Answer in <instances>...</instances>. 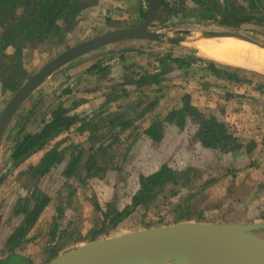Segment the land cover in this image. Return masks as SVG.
<instances>
[{
	"label": "rangeland",
	"instance_id": "obj_1",
	"mask_svg": "<svg viewBox=\"0 0 264 264\" xmlns=\"http://www.w3.org/2000/svg\"><path fill=\"white\" fill-rule=\"evenodd\" d=\"M167 1L178 12L165 25H154L167 37L190 40L198 33L230 31L264 46V0H207L210 14L194 0ZM80 2L94 4L85 8V16L81 13L73 23H60L62 40L58 36L42 44L27 40L20 57L15 54V45L5 50L4 63L9 70H0V113L17 88L50 59L79 42L142 23L148 7V0ZM248 17L255 20L248 22ZM223 19L229 23L220 24ZM168 57L180 62L173 63ZM11 58L18 65L13 66ZM204 64L215 63L200 56L189 42L130 40L102 47L69 63L38 88L11 121L7 137L11 133L15 136L20 129L19 115L25 110L23 114L28 117L26 111L32 107L34 112L25 125L26 133L40 129L59 106L79 119H89L91 129L99 130L93 138L90 131H81L76 125L55 139L48 147L58 146L63 162L38 182L26 171L39 161L46 148L7 173L12 164L11 142L4 140L0 149V258L6 255L3 247L21 219L14 211L18 205L29 202L35 189L38 193L46 192L52 202L30 242L20 252L32 264H49L98 239L180 222L264 224V215L256 216L261 211L248 209L264 198V186L250 188L248 183L246 189L249 180L255 181L264 148L262 152L255 151V141L240 130H233L231 121H225L228 113L239 108L245 122L261 121L255 114L258 115L257 109L264 108V76L238 69H217L221 68L218 63L203 69ZM95 65L105 71L89 70ZM12 72L16 73L17 88L4 91L3 81ZM145 73L156 76L159 83L122 84L137 81ZM115 97L119 99L112 102ZM185 105L195 109L196 114L195 118L188 117L184 130L164 122L160 141L144 134L147 127ZM111 113L123 115L115 124L125 125H117L113 130L109 123ZM200 122L227 125L232 138L224 150L203 147L198 138ZM92 154L101 170L94 169L92 176H88ZM76 156L81 157L77 178L66 179L62 173ZM161 163L179 175L177 183L167 185L156 199L137 206L116 228H108L106 234L93 239L94 233L109 223L107 220L104 224V213L131 206L139 189V176L151 173ZM261 204L260 209L264 208ZM254 233L264 238V229Z\"/></svg>",
	"mask_w": 264,
	"mask_h": 264
},
{
	"label": "trees",
	"instance_id": "obj_2",
	"mask_svg": "<svg viewBox=\"0 0 264 264\" xmlns=\"http://www.w3.org/2000/svg\"><path fill=\"white\" fill-rule=\"evenodd\" d=\"M194 1L205 13L210 14V9L206 5L207 0ZM93 4L94 3H89L88 5H84L80 0H0V54L3 55L6 49L15 45L13 46L15 47V54L20 57L21 50L27 44V42H25L27 40L30 42L36 41V43L40 44L45 43L46 40L54 36H58V38L62 40L64 32L60 28V23H73L78 16L84 12L85 8ZM177 12L175 6L171 5L167 0H163L158 24L160 26L165 25L168 19ZM143 16L146 18V13H144ZM210 18L212 19V15ZM245 20L250 22L255 20V18L248 17ZM235 21H239V19H235ZM219 22L223 25L229 23V21L225 19L219 20ZM3 58H6V56ZM168 60L173 63L180 62L179 59H172L170 57H168ZM13 64L18 65L17 62ZM212 66L213 64H209V68H212ZM89 70H98L102 73L105 71L104 68L100 69L98 65L92 66ZM216 72L221 73L219 71ZM149 79H151L152 82L151 80L148 81ZM134 83L138 86L149 83L158 84L159 80H157L156 76L145 73L140 76L137 81H126L122 84ZM15 85L13 72L10 74L9 82L5 84V89L14 91L17 88ZM118 99V97H115L112 98L111 101L114 102ZM26 112L28 113V117L23 113L18 117L20 120V129L18 132H16L15 136L11 135V133L6 139L7 142L12 143V158L15 161L28 154L41 151L60 135L69 131L76 125H79L78 129L81 131H90L93 138L97 137L96 134L99 129L97 127L91 129V121L89 119H79L77 116L70 115V111L62 106L54 110L50 114L48 120L43 121V125L40 129L33 133H26L24 131L25 125L33 114L34 107ZM195 114V109H192L189 105H185L179 110L171 111L164 120L147 127L144 130V134L153 141H160L163 139L162 130L164 122L174 123L179 130H184L188 117L195 118ZM109 117H111L109 123L113 130L120 125V127L125 125L124 123H119V125L115 124L116 119L118 117L122 118L123 115L111 113ZM199 127L200 131L198 133V138L204 148L224 150L232 138L226 130L227 125L223 123L200 122ZM238 148L239 146L234 149L236 150ZM80 161L81 157L76 156L68 163L62 173L66 179H71L73 177L77 178ZM62 162V151L59 150L58 146H55L42 156L37 166L30 168V172L38 182L51 174L53 169ZM94 169L101 170L98 163L95 161L94 154H92L90 155L87 165V170L89 171L88 176H92L91 173ZM178 177L179 175L166 163H161L149 174L140 175L139 189L133 197L131 206L121 211L111 210L105 212L103 215L104 224L107 220L109 223L107 226H103L98 232L96 231L93 235V239H95L97 235L106 234L108 228H116L125 218L130 216L137 206L147 203L152 199H156L167 185L177 183ZM37 191L39 190L36 189L35 192L32 193L27 204L17 209V214L23 215V221L11 233L5 243V247L9 250H12L23 240L50 201V196L47 195L46 192L40 191V193H38Z\"/></svg>",
	"mask_w": 264,
	"mask_h": 264
},
{
	"label": "water",
	"instance_id": "obj_3",
	"mask_svg": "<svg viewBox=\"0 0 264 264\" xmlns=\"http://www.w3.org/2000/svg\"><path fill=\"white\" fill-rule=\"evenodd\" d=\"M162 3L163 0H148L146 18L142 23L79 42L50 59L30 76L0 113V147L11 121L24 103L69 63L102 47L130 40L171 44L189 42L186 37H167L162 29L154 27L158 23ZM203 33L209 38H238L264 48L255 40L236 32ZM259 229H264V224L186 221L88 242L49 264H264V238L254 233Z\"/></svg>",
	"mask_w": 264,
	"mask_h": 264
},
{
	"label": "bare ground",
	"instance_id": "obj_4",
	"mask_svg": "<svg viewBox=\"0 0 264 264\" xmlns=\"http://www.w3.org/2000/svg\"><path fill=\"white\" fill-rule=\"evenodd\" d=\"M189 43L206 59L264 75V49L255 44L238 38H209L203 33L192 37Z\"/></svg>",
	"mask_w": 264,
	"mask_h": 264
},
{
	"label": "crops",
	"instance_id": "obj_5",
	"mask_svg": "<svg viewBox=\"0 0 264 264\" xmlns=\"http://www.w3.org/2000/svg\"><path fill=\"white\" fill-rule=\"evenodd\" d=\"M84 12L86 13L87 11L84 10ZM83 17H81L80 20H82ZM211 62L217 64V62H214V61H211ZM215 64H213V65H215ZM217 65H221V68L216 67L217 69H235V71L238 69V71H241V72L257 73V72H254V71H251V70H248L245 68H241V67L224 65V64H220V63H218ZM203 66H204L203 69L205 67H209L208 64L207 65L204 64ZM257 74L264 76L263 74H260V73H257ZM257 113H258V115L255 114V117H258V118L260 117V120H261L260 122H255V123L245 122V117H243V112L240 108L237 109V111L234 110V112L228 113L227 117L225 118V121H228V122L231 121L232 125H233V127H232L233 130H237V131L240 130V133L242 135H248L247 138H251L252 140H254L255 141L254 144L256 146L255 151L262 152V149L264 148V122H262L264 119V108L257 109ZM251 118L253 119V117H251ZM261 160H262L261 164L258 167L259 169L257 170V173H255V181L252 182V180H249L247 182L246 189H248V183L250 184V188L255 187V185L257 187L258 184H260L261 186H264V157ZM260 201H261V203H264L263 202L264 198L260 199ZM260 201L253 202V204L248 208L249 212L254 211V210L258 211V212L261 211L256 216L264 215V208L260 209V207L262 205L260 203ZM262 212H263V214H262ZM242 222H245V221H238V224H245Z\"/></svg>",
	"mask_w": 264,
	"mask_h": 264
},
{
	"label": "flooded vegetation",
	"instance_id": "obj_6",
	"mask_svg": "<svg viewBox=\"0 0 264 264\" xmlns=\"http://www.w3.org/2000/svg\"><path fill=\"white\" fill-rule=\"evenodd\" d=\"M4 56H6V53L4 52V54L3 55H1L0 54V70H2V71H8L9 70V68H8V66L7 65H5V60H6V58H7V56H6V58H3ZM13 63L15 62V61H12ZM13 66H16L15 64H13ZM5 68V69H4ZM19 72V71H18ZM13 73V72H12ZM11 73V74H12ZM9 77H10V74L8 75V77H7V79L6 80H4L3 81V89H4V91H9V90H7V89H5V84L6 83H8L9 82ZM15 77H16V74H15V72H14V79H15ZM19 88V87H18ZM17 88V89H18ZM22 108V107H21ZM21 110V109H20ZM19 110V111H20ZM19 113V112H18ZM17 113V114H18ZM11 124V123H10ZM9 127H10V125H9ZM9 129V128H8ZM8 129H7V131H8ZM6 134H7V132H6ZM6 134H5V136H4V139H3V142H4V140L6 141V143L7 144H10V142H7V136H6ZM3 142H2V144H1V146L3 145ZM53 142V141H52ZM51 142V143H52ZM50 143V144H51ZM49 144V145H50ZM49 145H47L45 148H46V152H48L49 150H51L52 148H50L49 149ZM44 148V149H45ZM49 150H48V149ZM0 149H1V147H0ZM44 149H42L41 151H39V152H42ZM39 152H36V153H31L30 154V156L26 159V160H24V161H21L25 156H23L22 158H20L19 160H14L13 158H12V143H11V155H10V157H11V160H12V164L10 165V167H9V169L6 171L7 173H9V172H11V171H13L14 169H16V168H18L19 166H21L22 164H24V163H26L32 156H34V155H36L37 153H39ZM45 152V153H46ZM44 153V154H45ZM43 154V155H44ZM42 155V156H43ZM27 156V155H26ZM42 158V157H41ZM41 158L39 159V161L36 163V164H34V165H31V166H29V168H28V170L26 171V173H29L30 172V168L31 167H35V166H37L38 164H39V162H40V160H41ZM31 173V172H30ZM32 174V173H31ZM34 177V176H33ZM1 179V181H0V183L2 182V178H0ZM34 180H35V178H34ZM36 181V180H35ZM37 182V181H36ZM36 190V189H35ZM51 202H52V199H51V197H50V201H49V203L47 204V206L44 208V210L42 211V213H41V215H40V217L38 218V220L36 221V223L30 228V230L28 231V233H27V235L23 238V240L18 244V245H16L12 250H9L7 247H3L4 249H3V251H5L6 252V255L5 256H3V257H1L0 258V264H32L31 263V260H30V258L28 257V256H26V255H24V254H22V253H20V252H22L21 251V249L23 248V247H26V244H28L29 242H30V236H32V233L35 231V229H36V226L39 224V222H40V220L42 219L41 217L43 216V214L44 213H46L47 212V210H48V208H50V206H51ZM28 203V202H27ZM26 203V204H27ZM18 204V203H17ZM25 205V204H24ZM17 206V205H16ZM20 206H23V205H18L17 206V209H19L20 208ZM17 209L14 211L15 212V215L16 216H21L20 218V222L15 226V228L11 231V233L21 224V222L23 221V215L21 214H17ZM55 219V218H54ZM53 219V220H54ZM11 233H10V235H11ZM9 235V236H10ZM8 236V237H9ZM53 236H55V234H53ZM8 239V238H7ZM7 241V240H6ZM2 251V252H3ZM2 254V253H1Z\"/></svg>",
	"mask_w": 264,
	"mask_h": 264
}]
</instances>
